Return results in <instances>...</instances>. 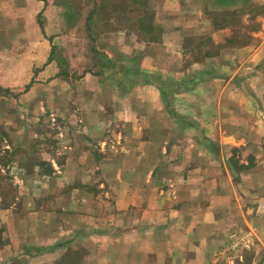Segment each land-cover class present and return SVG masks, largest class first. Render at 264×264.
<instances>
[{
    "label": "crops",
    "instance_id": "crops-1",
    "mask_svg": "<svg viewBox=\"0 0 264 264\" xmlns=\"http://www.w3.org/2000/svg\"><path fill=\"white\" fill-rule=\"evenodd\" d=\"M52 2L0 0V51L16 45L13 39L3 44L9 42L3 34L21 33L9 23L25 26L26 18L45 45L36 17ZM96 2L105 6L92 15L98 41L106 42L101 48L116 49L121 61L156 76L148 82L139 77L122 91L116 90L118 76L104 80L105 86L111 83L110 96L102 94L112 98L110 106L93 101L72 113L85 130L106 132L97 154L89 141L77 149L79 138L67 157L40 159L49 171L38 161L26 165L15 162L17 157L10 163L0 157V178L8 174L14 189L6 200L0 183V260L53 264L80 246L84 264H210L215 250L235 233L231 212H239L242 227H248L244 233L264 245V17L258 18L255 42L223 47L182 66L188 43L206 36L221 42L230 32L214 28L212 10L202 0H147L161 30L157 41L146 40L131 20H116L124 13L127 19L136 16L131 0ZM116 2L134 11L120 13ZM226 61L235 62L231 73L220 71L171 91L166 106L162 82L172 90L171 82ZM242 69L246 88L240 83Z\"/></svg>",
    "mask_w": 264,
    "mask_h": 264
},
{
    "label": "rangeland",
    "instance_id": "rangeland-1",
    "mask_svg": "<svg viewBox=\"0 0 264 264\" xmlns=\"http://www.w3.org/2000/svg\"><path fill=\"white\" fill-rule=\"evenodd\" d=\"M55 1L53 0L48 12L45 11L41 16L46 30V36L42 34L45 38V45L42 44L44 39H38L40 36L34 33L37 27L33 29V24L31 25L29 18H26L23 20L25 26L22 24L17 26L18 24L14 25V23L11 26L9 23V27H13V30L16 31L20 29L21 33L3 34L2 38H11H8L9 42H2L3 44L10 43L13 39L16 41V45L8 50L0 51V87H2L0 91V157H4V162L8 161V163H10L11 157H17L15 162L26 163V165L29 162L32 165V161H38V163H43L42 167L46 171L50 170V166L49 164L45 165L48 163L47 161L40 159L67 157L70 144L76 143L79 138L82 140L76 146L77 149L81 148V143L85 145V142L89 141L92 144L91 148L95 150L96 154L98 153L101 148L99 140L106 136V132L85 130L84 124L80 120L81 117H77L76 114L72 115V113L80 106L90 107L93 101L96 106L100 104V106L109 107L112 98L102 97V94L108 93L110 96L109 85L111 83L109 82V85L105 86L104 80L115 77L110 74V70L96 65L98 58L93 48L104 50L101 47L102 43L104 46L106 42L98 41L91 27L86 28L84 18L91 9L92 3H88L86 0H68L70 6L68 13L70 14L72 11L73 15L77 14L70 19L69 16L65 17L64 8L57 5ZM15 5L16 8L20 6ZM240 21L242 26L237 25V30L247 33V26L243 27L247 21L244 18ZM230 33L231 31L227 36ZM249 34L253 37L250 42H255L258 38L256 34L251 31ZM227 36L223 38L222 34L221 42H216L210 36L204 41L206 45H201L200 48L197 46L198 42L191 41L188 43L191 49L185 59L186 64H182V66L201 59L204 50L215 51L217 48L213 43H224ZM47 37H51L52 42H49ZM112 37L115 40L117 35ZM225 47L222 48L225 50ZM110 50L112 53L117 52L114 48H110ZM49 56L50 60H48ZM234 63V61L224 62L222 71L225 74L231 73L235 68ZM178 68L180 66H176L175 69L178 70ZM60 71L67 72V75H62ZM98 71H102V73L97 75ZM239 75L241 76L240 83L245 84L244 88H246L244 80L246 69L240 70ZM128 78H131V81H128ZM138 78L137 76L121 77L120 82L118 81V89H115L127 90ZM28 84V89L25 91ZM6 89L11 91L12 96L7 94ZM24 93L27 94L24 95ZM96 94L98 95L96 98H91ZM171 100L170 98V105ZM74 120L76 121L74 122ZM7 171L9 172V169ZM15 171H17L16 168L13 172ZM98 182H94L95 189L98 188ZM0 183L4 185L3 191L6 193V200H8L14 194L8 174L1 175ZM235 183L236 181H234ZM214 185L215 183H208L207 187L214 188ZM212 195H214L213 192L210 195L211 198ZM230 215L231 223H233L230 229H233L235 233L229 237V242L220 245L215 250L214 258L210 264H264V245L253 233H244L248 227H242L244 222L239 212H231ZM222 224L225 223L222 221ZM2 232L0 241H4ZM78 248L81 247L78 246ZM78 248L76 249L78 250ZM77 250H72L66 257L64 256L63 264H84L85 261L77 254ZM151 260L156 263L154 259ZM174 263L178 264V261ZM0 264H20V262L19 260H0ZM192 264L199 263L196 261Z\"/></svg>",
    "mask_w": 264,
    "mask_h": 264
},
{
    "label": "trees",
    "instance_id": "trees-1",
    "mask_svg": "<svg viewBox=\"0 0 264 264\" xmlns=\"http://www.w3.org/2000/svg\"><path fill=\"white\" fill-rule=\"evenodd\" d=\"M88 3H92L91 9L88 11L84 18V22L86 25V28L91 27L92 28V22H94V18L92 15L95 13V11L98 8H104L105 6H99L97 5L96 0H86ZM131 5H137V7L134 9L136 11V16L127 19L126 15L127 13H124L122 18H117L116 20L120 23L124 22L125 20H131L133 24H136L137 29L140 30L144 36L145 39L148 41H157L160 36V28L158 29L154 23H153V13L151 9L147 6V0H131ZM208 9L210 8L212 11H208L210 15H212V24L215 29H223V28H230V35L227 36L224 39V43L214 44L215 48H217L215 51H211L210 49L204 50L203 57H211L215 54H218L220 52V49L225 46L229 47H243L250 43L253 37L250 36L249 32L256 33L260 30L261 23L258 20L259 17H264V4H255L250 3V0H202ZM57 5L62 6L64 8L65 17L69 16L70 19L74 18V16H77L76 13L70 11V14L68 13V10L70 6L68 5V0H60L55 1ZM127 3H122L120 5L119 2H116L113 4V7L115 10H120L119 12H131L133 7ZM42 13H38L37 16V24L42 32V34L45 35L44 32V26L43 21L41 19ZM245 19L247 23L243 25V27L247 26V33H244L242 30H237V25H241L242 23L240 20ZM122 21V22H121ZM210 36L202 37L200 40H198L197 46L200 48L201 45H206L204 43L207 38ZM47 40L49 42H52L51 37H47ZM211 41V39H210ZM211 43V45H213ZM53 47V45H52ZM95 55L97 56L98 60L96 62V65H99L103 69L110 70V74L114 76H118V81L120 82L121 77H140L142 79L141 82H148L151 79L156 76V72L151 71H145L143 69L138 68L137 66L129 65L126 62H123L120 60V55L118 52L112 53L106 50H100L97 48H93ZM51 57H48V60H50ZM231 67V66H230ZM222 65H211L205 69H200L194 71L190 76L176 80L175 82H171V89H169L166 85V82H162V95H164V98L166 100V106L170 107V102L168 99V95H170L171 91L174 90H182V89H188L193 87L198 81L206 80L215 74L219 75L220 71H222ZM62 75H67V72L60 71ZM102 71H98L96 73L97 75L101 74ZM225 73L222 71L221 75H224ZM220 75V76H221ZM131 79V78H129ZM133 80V79H132ZM148 80V81H147ZM133 81L132 83H136ZM140 83V82H139ZM28 85L25 87V91L28 89ZM165 87V88H164ZM2 90V87H0V91ZM7 94H10L12 96V93L9 89H6ZM21 93V92H20ZM18 93V94H20ZM17 94V95H18ZM14 95V96H17ZM236 166L235 162H232V166ZM2 230H0L1 233ZM3 241H0V244H2ZM58 261L63 264V261ZM56 262V264L58 263Z\"/></svg>",
    "mask_w": 264,
    "mask_h": 264
}]
</instances>
